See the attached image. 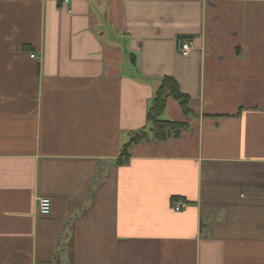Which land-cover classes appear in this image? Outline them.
<instances>
[{
	"label": "crops",
	"instance_id": "obj_1",
	"mask_svg": "<svg viewBox=\"0 0 264 264\" xmlns=\"http://www.w3.org/2000/svg\"><path fill=\"white\" fill-rule=\"evenodd\" d=\"M0 264H264V0H0Z\"/></svg>",
	"mask_w": 264,
	"mask_h": 264
},
{
	"label": "trees",
	"instance_id": "obj_2",
	"mask_svg": "<svg viewBox=\"0 0 264 264\" xmlns=\"http://www.w3.org/2000/svg\"><path fill=\"white\" fill-rule=\"evenodd\" d=\"M161 85L156 91L152 105L148 111V126L132 132L130 141L123 147L122 155L124 158L119 161L123 164L128 161L129 149L142 142H165L172 136H177L188 125L184 122L164 119L163 114L167 108L168 100L177 101L185 115L194 114L190 107L191 98L182 92L180 84L171 76H165L161 80Z\"/></svg>",
	"mask_w": 264,
	"mask_h": 264
},
{
	"label": "built area",
	"instance_id": "obj_3",
	"mask_svg": "<svg viewBox=\"0 0 264 264\" xmlns=\"http://www.w3.org/2000/svg\"><path fill=\"white\" fill-rule=\"evenodd\" d=\"M192 48L190 41L182 43L181 50L184 55H188ZM187 203L184 201H178L175 206L176 211H181L187 207ZM38 211L41 215H50L52 211V199L49 197H41L38 201Z\"/></svg>",
	"mask_w": 264,
	"mask_h": 264
},
{
	"label": "rangeland",
	"instance_id": "obj_4",
	"mask_svg": "<svg viewBox=\"0 0 264 264\" xmlns=\"http://www.w3.org/2000/svg\"><path fill=\"white\" fill-rule=\"evenodd\" d=\"M176 107H178V105H177ZM179 107H180V109L182 110V108H181L180 104H179ZM173 108H174V107H173ZM174 109H176V108H174ZM167 111H168V110H167Z\"/></svg>",
	"mask_w": 264,
	"mask_h": 264
}]
</instances>
